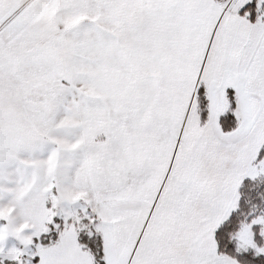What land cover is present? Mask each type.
I'll return each instance as SVG.
<instances>
[{
    "label": "snow or ice",
    "instance_id": "1",
    "mask_svg": "<svg viewBox=\"0 0 264 264\" xmlns=\"http://www.w3.org/2000/svg\"><path fill=\"white\" fill-rule=\"evenodd\" d=\"M0 264H264V0H0Z\"/></svg>",
    "mask_w": 264,
    "mask_h": 264
}]
</instances>
